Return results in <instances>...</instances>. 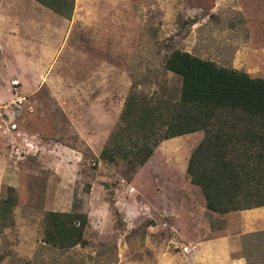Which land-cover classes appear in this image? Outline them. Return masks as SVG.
Listing matches in <instances>:
<instances>
[{"label": "rangeland", "instance_id": "1", "mask_svg": "<svg viewBox=\"0 0 264 264\" xmlns=\"http://www.w3.org/2000/svg\"><path fill=\"white\" fill-rule=\"evenodd\" d=\"M174 50L264 78V1L75 0L65 19L0 0V201L18 198L0 264H264V214L210 212L189 181L202 132L161 141L154 127L134 170L101 158L130 91L178 98ZM72 210L86 245L44 243V216Z\"/></svg>", "mask_w": 264, "mask_h": 264}, {"label": "trees", "instance_id": "2", "mask_svg": "<svg viewBox=\"0 0 264 264\" xmlns=\"http://www.w3.org/2000/svg\"><path fill=\"white\" fill-rule=\"evenodd\" d=\"M34 1L65 19L71 18L75 6V0ZM164 69L181 79L178 98L149 105L130 91L101 158L122 160L134 170L153 154L151 134L156 126L164 129L158 136L161 141L202 132L186 174L200 189L205 208L223 215L264 207V78L179 50L165 59ZM17 202L12 194L0 201V235L13 227ZM86 226L87 217L74 210L48 212L43 242L62 250L83 247Z\"/></svg>", "mask_w": 264, "mask_h": 264}, {"label": "crops", "instance_id": "3", "mask_svg": "<svg viewBox=\"0 0 264 264\" xmlns=\"http://www.w3.org/2000/svg\"><path fill=\"white\" fill-rule=\"evenodd\" d=\"M252 210L264 214V207L256 208V209H252ZM246 211H248V210H246ZM261 223H262L263 226H262V228L258 231V232H260V233L264 232V218H263V220H262ZM229 256H230V255H229ZM232 261H233V260H231L230 257H228V264H232ZM238 264H240V262H238Z\"/></svg>", "mask_w": 264, "mask_h": 264}, {"label": "built area", "instance_id": "4", "mask_svg": "<svg viewBox=\"0 0 264 264\" xmlns=\"http://www.w3.org/2000/svg\"><path fill=\"white\" fill-rule=\"evenodd\" d=\"M16 84H18V83H16Z\"/></svg>", "mask_w": 264, "mask_h": 264}]
</instances>
